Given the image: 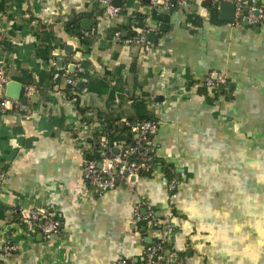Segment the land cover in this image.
I'll return each instance as SVG.
<instances>
[{"label": "crops", "instance_id": "obj_1", "mask_svg": "<svg viewBox=\"0 0 264 264\" xmlns=\"http://www.w3.org/2000/svg\"><path fill=\"white\" fill-rule=\"evenodd\" d=\"M5 1L6 73L23 85L19 100L25 73L39 91L22 96L24 112L0 114V239L17 244L12 256L0 253V264H144L147 245L166 232L173 264H264V0H244L243 12L262 13L253 25L219 20L212 0L171 10L120 0L111 17L101 0ZM84 18L89 31L81 30ZM73 23L86 43L67 30ZM145 27L154 33L147 44L114 38ZM51 35L55 48L46 46ZM77 62L82 87L53 76ZM211 70L227 79L217 96L201 87ZM143 119L159 120L157 165L133 189L119 182L98 194L82 163L94 145L110 143L106 128ZM160 163L180 181L173 207ZM143 200L169 229L136 218ZM28 207L60 219L55 237L15 228Z\"/></svg>", "mask_w": 264, "mask_h": 264}, {"label": "built area", "instance_id": "obj_2", "mask_svg": "<svg viewBox=\"0 0 264 264\" xmlns=\"http://www.w3.org/2000/svg\"><path fill=\"white\" fill-rule=\"evenodd\" d=\"M106 4V14L115 16L120 12V7L113 6L111 0H101ZM214 3L220 1L232 2L235 4V20L246 21L249 24H257L262 18V13L255 6L247 7L243 12L244 0H212ZM152 7H159L163 10H171L174 7H186L189 0H149ZM152 28H142L129 37H123L120 31H115L114 38L127 44H147L148 32ZM2 26L0 25V40ZM1 46V43H0ZM55 64V60L53 61ZM62 72L67 77V83L73 86L78 76L83 73V67L79 62L74 64V70L69 72L62 68L56 71L53 76ZM5 72L3 57H0V114L8 109L19 113L26 110V104L23 101L14 100L4 95L5 84L9 81ZM227 84L224 74L211 70L207 73L202 85L211 93ZM38 86L27 84L23 89V97L29 99L37 94ZM125 127L132 141L122 142L114 141L112 143H102L93 146V155L90 159H85L82 163V177L86 185L92 187L98 194L113 189L119 182H123L128 188L133 189L136 186L137 179L142 174H148L154 167L156 158L155 135L159 128V120L143 119L137 122L125 121ZM99 163L101 166H99ZM180 181L172 177L167 182L170 205L173 207L177 201L178 187ZM143 206L145 213H140V207ZM134 214L138 220L152 223L157 231V226L163 224L165 229H169L167 221L160 220L154 212L152 205L143 200L134 207ZM16 229L23 233H39L44 239H51L60 231L61 221L57 217L46 213L45 211L28 207L19 212L18 219L14 222ZM165 235V236H164ZM170 235L158 233L156 238L147 245L144 252V264H173L175 261V252L167 248ZM17 250V244L12 238L3 236L0 239V253L3 258H8ZM164 252L167 254L165 255ZM117 264H129L127 259L118 260Z\"/></svg>", "mask_w": 264, "mask_h": 264}, {"label": "water", "instance_id": "obj_3", "mask_svg": "<svg viewBox=\"0 0 264 264\" xmlns=\"http://www.w3.org/2000/svg\"><path fill=\"white\" fill-rule=\"evenodd\" d=\"M111 4L113 6L120 7L121 6V1L119 0L118 2H115L112 0ZM106 4H102V8H105ZM218 19L223 21V22H234L235 21V4L232 2H227V1H220L218 3ZM80 27L81 30L83 31H89L92 27V20L88 18H84L80 22ZM154 37V33H148V38L152 40ZM60 41L57 39L56 44L58 45ZM63 51L65 54H71L72 53V46L70 44H66L63 47ZM58 65H61V62L59 61ZM74 70V65H71L70 71ZM83 81L78 80L76 81V86L77 87H82ZM23 85L22 83L15 81V80H9L4 87V95L12 98L14 100H18L20 98L21 92H22ZM88 159L91 158V155L88 154ZM99 166L100 163H99Z\"/></svg>", "mask_w": 264, "mask_h": 264}, {"label": "trees", "instance_id": "obj_4", "mask_svg": "<svg viewBox=\"0 0 264 264\" xmlns=\"http://www.w3.org/2000/svg\"><path fill=\"white\" fill-rule=\"evenodd\" d=\"M5 2H6L5 0H0V9H3ZM66 28L70 32V34H73V35L75 34L81 40V42L86 43V40H84L83 37H82L83 35L78 33V32H76L77 24H74V23H73V25H71V24L69 25L68 24ZM41 33L43 34V32H41ZM42 36L44 37V35H42ZM49 39H50L49 43H51V46L46 45L47 48H49V47H53V48L57 47L55 45V42H56L55 36L51 35V37H49ZM5 72H6V69H5ZM25 77L27 78L26 83L30 84V82H31L30 79H29L30 75L25 73L24 74V78ZM20 80L22 82L24 81L23 79H20ZM201 87L204 89V91L206 93H209L208 89L205 86L201 85ZM222 90H223V86L218 88V89H214L211 93H213L215 96H217L218 94L222 93ZM22 96H23V94H22ZM22 96H21L20 100H22ZM105 131H106V138H107V140L110 143H112L114 141H124V142L132 141V136L131 135L127 136V134H126V131H127L126 127H121V128L113 127V129L112 128L111 129L106 128ZM157 163H158V160L155 159L154 167L157 165ZM160 165L164 168L168 180L176 175V172L173 171L172 167H169V165H166L165 163H160Z\"/></svg>", "mask_w": 264, "mask_h": 264}]
</instances>
